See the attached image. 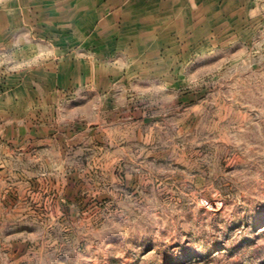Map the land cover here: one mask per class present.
Masks as SVG:
<instances>
[{"label":"rangeland","instance_id":"obj_1","mask_svg":"<svg viewBox=\"0 0 264 264\" xmlns=\"http://www.w3.org/2000/svg\"><path fill=\"white\" fill-rule=\"evenodd\" d=\"M0 264H264V0H0Z\"/></svg>","mask_w":264,"mask_h":264}]
</instances>
